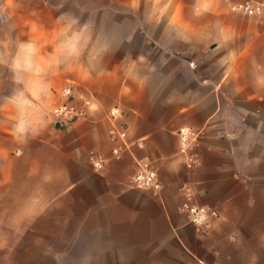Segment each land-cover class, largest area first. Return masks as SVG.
Listing matches in <instances>:
<instances>
[{"label": "crops", "instance_id": "obj_1", "mask_svg": "<svg viewBox=\"0 0 264 264\" xmlns=\"http://www.w3.org/2000/svg\"><path fill=\"white\" fill-rule=\"evenodd\" d=\"M240 1L154 0L147 18L119 0L94 36L59 2L0 0V202L40 204L90 264H264V15ZM69 81L84 114L66 126L44 103ZM140 163L158 189L130 182Z\"/></svg>", "mask_w": 264, "mask_h": 264}, {"label": "rangeland", "instance_id": "obj_2", "mask_svg": "<svg viewBox=\"0 0 264 264\" xmlns=\"http://www.w3.org/2000/svg\"><path fill=\"white\" fill-rule=\"evenodd\" d=\"M53 1L61 3L63 19L74 23L76 17L77 24H82L85 31L94 36L105 35L106 21L121 19L124 11L119 0ZM147 4V18L165 14L149 10L150 6L153 9L154 0H147ZM133 16L130 12L128 17ZM53 104L50 97L44 103V110L49 112ZM21 200L0 202V264H90L89 253L69 251L65 245L68 237H64L65 244L60 251L58 221L33 218L40 204Z\"/></svg>", "mask_w": 264, "mask_h": 264}, {"label": "built area", "instance_id": "obj_3", "mask_svg": "<svg viewBox=\"0 0 264 264\" xmlns=\"http://www.w3.org/2000/svg\"><path fill=\"white\" fill-rule=\"evenodd\" d=\"M234 8L248 15H264V0H242L234 5ZM74 88L71 84L64 85L59 92L58 101L51 107L50 113L53 121L60 125L70 126L84 114L83 109L74 101ZM88 102V101H87ZM111 113L116 109H111ZM112 134L124 138L125 132L117 129L111 130ZM181 138V150L186 152L187 141L194 139L195 130L188 127H181L178 130ZM115 156H118L119 148L113 149ZM95 166H101L102 160L92 159ZM194 162V157L188 154L186 163L190 166ZM130 182L137 187H149L158 189L160 182L156 171L148 163H140L135 173L131 176ZM192 222L201 225L206 223L211 217L217 215V211L206 205H184ZM201 264H207L202 262Z\"/></svg>", "mask_w": 264, "mask_h": 264}]
</instances>
